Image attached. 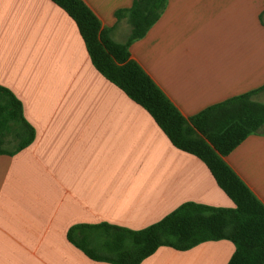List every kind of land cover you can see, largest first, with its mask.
<instances>
[{
  "label": "crops",
  "instance_id": "0c3cea01",
  "mask_svg": "<svg viewBox=\"0 0 264 264\" xmlns=\"http://www.w3.org/2000/svg\"><path fill=\"white\" fill-rule=\"evenodd\" d=\"M82 1L112 39L126 40L115 11L133 0ZM128 50L186 118L245 92L264 102V0H165ZM0 85L34 131L0 152V264H115L89 257L69 228L138 230L184 202L234 206L200 158L94 68L52 0H0ZM222 159L264 205V123ZM233 251L228 239L160 245L138 264H226Z\"/></svg>",
  "mask_w": 264,
  "mask_h": 264
},
{
  "label": "trees",
  "instance_id": "16d2710c",
  "mask_svg": "<svg viewBox=\"0 0 264 264\" xmlns=\"http://www.w3.org/2000/svg\"><path fill=\"white\" fill-rule=\"evenodd\" d=\"M75 22L94 68L143 107L177 148L200 158L234 206L184 202L160 220L138 230L100 222L78 224L68 237L89 257L115 264H138L160 245L184 250L205 240L228 239L234 244L226 264H264V205L225 164L222 156L264 123V102L251 92L210 105L186 118L141 67L130 58L129 44L155 22L165 0H133L115 11L126 18L124 42L111 38L82 0H52ZM5 132L16 140L14 149L28 144L33 128L24 120L21 102L0 85V152ZM78 229L79 232L74 230ZM78 236V238L76 237Z\"/></svg>",
  "mask_w": 264,
  "mask_h": 264
},
{
  "label": "rangeland",
  "instance_id": "374dc122",
  "mask_svg": "<svg viewBox=\"0 0 264 264\" xmlns=\"http://www.w3.org/2000/svg\"><path fill=\"white\" fill-rule=\"evenodd\" d=\"M4 140H5L4 146L7 148H11L15 143L14 142L15 139L13 138L12 134L9 132H7V133L5 132ZM76 237L78 238V236H76Z\"/></svg>",
  "mask_w": 264,
  "mask_h": 264
}]
</instances>
